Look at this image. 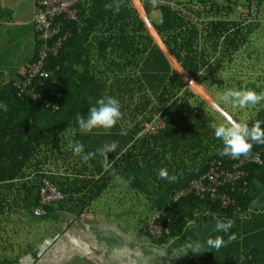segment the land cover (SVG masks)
<instances>
[{
	"label": "trees",
	"instance_id": "trees-1",
	"mask_svg": "<svg viewBox=\"0 0 264 264\" xmlns=\"http://www.w3.org/2000/svg\"><path fill=\"white\" fill-rule=\"evenodd\" d=\"M173 2L157 0L153 5L145 0L143 5L189 85L198 92L202 87L212 88L213 76L226 70L222 68L225 62L233 63L240 46L263 24L264 0H257L255 11L254 0L244 4L186 0L190 18L183 10H172ZM105 4L113 7L106 9ZM237 7L245 12L237 14ZM74 9L79 13L77 20L65 14L58 17L71 37L51 60L60 90L49 93L47 99L53 105H47L48 100L19 98L13 82L0 81V215H29L41 209L46 213L41 218L33 213L36 219L56 221L61 210L68 209L80 216L114 178L121 177L162 214L160 220L171 233L160 243H168L172 236L183 242L188 223L195 218L190 211L213 203L194 194L177 201L175 197L191 180L206 174L214 160H225L218 155L223 144L214 135V112L200 113L190 102L196 96L160 50L132 0H77ZM154 11L160 12L159 18L152 17ZM108 96L119 100L122 117L111 129L81 133L76 115L86 116L98 99ZM257 120L264 122V112L248 125ZM76 141L84 144L85 153L118 142L116 151L108 154L114 163L106 170L100 156L83 161L73 154ZM253 146L264 148V144ZM263 165L247 167L252 172L250 182ZM62 168L71 175L58 174ZM161 168L177 179H159ZM46 180L64 192L63 202L43 204L41 188ZM232 195L234 205L224 210L230 218L248 216L242 223L244 237L210 255L193 258L190 264H264V211L251 212L249 190Z\"/></svg>",
	"mask_w": 264,
	"mask_h": 264
},
{
	"label": "crops",
	"instance_id": "crops-1",
	"mask_svg": "<svg viewBox=\"0 0 264 264\" xmlns=\"http://www.w3.org/2000/svg\"><path fill=\"white\" fill-rule=\"evenodd\" d=\"M38 1L39 0H0V61L1 59L3 60L2 53L7 52L12 47L16 48L19 55H22L13 57L22 59L20 65L14 66L16 68L13 72H10L9 68H2L0 66V81L6 82V84L15 82L18 78L20 79L21 75L26 72L28 67L33 64L38 57V51L41 47L35 26ZM262 25L258 28L259 31L256 33L262 32L261 37L253 39V37L250 36L249 42L247 40L248 43L246 42L245 45L247 48L257 45L255 44L256 42L259 43L262 50H264V29H262L264 26L262 27ZM241 50H239L237 54H239ZM255 50L259 51L260 48L254 47L251 51ZM256 51L255 54L259 55ZM251 57L252 55L248 54L246 60L239 61L242 66H247V68L252 69L249 71L247 77L249 79L253 77L254 69V73H256L255 77L264 78V73L260 71V68L256 69L251 65L252 62H249ZM234 58L235 56L232 57L233 64L231 65V71H233L235 75L234 67L238 60L233 61ZM261 65L264 67V59L261 60ZM221 73L213 76L210 82L219 79ZM9 75H13V77L10 79ZM228 79L234 81L238 90L253 89L257 93L264 91V83H259L257 81L258 83H255L256 86L247 82L246 79L241 80L225 77L222 78V80L219 79L220 86L223 85L222 82H224V92L229 88V84L225 83L228 82ZM247 83L249 84L247 85ZM187 87L190 89L189 86ZM206 88L207 87H202L203 90H206ZM210 89L212 90V88L209 87L208 90L211 91ZM222 97L223 94L219 95V98L214 100L211 96L216 106L220 107L228 117L239 122L250 123L264 112V101L254 106L249 105L245 108H240L233 106L230 102H224ZM208 105L210 106L211 103ZM216 113L217 114L214 115L219 117L222 116V122L225 123L227 120L225 115L221 114L219 111H216ZM219 117L217 119L221 121ZM214 119L215 122L219 124L217 119ZM58 174L62 176L71 175L70 172L66 173L63 168L59 169ZM118 178L120 179L121 177ZM126 183L128 182L125 178L120 180L122 192L119 194H117V190L114 187L107 188L80 216L74 215L68 209L61 210V218L43 226L45 228L44 230L39 229L36 225H30V222H28V220L25 221V218L23 220V217H28V215L13 213L1 214L0 261L8 260L9 262H16V264H133V262L136 264H179L178 260L180 256H187V252H191L193 255L198 254V256L202 257L203 255L207 256L216 251V249H206L199 253H193L190 248L195 245L194 239H198V242L203 244L207 237L212 236L214 238L216 235H221L224 236L226 241L225 245H227L231 243H227L228 235L231 233L236 234V239L232 242L244 237L242 223L248 216L240 215L235 219L230 218L224 208L222 209L216 205L207 203L201 207V210L193 209L190 211V215L195 218L191 219L190 222H193L191 226H187V237L183 242L176 238L172 242L167 243L171 244L173 251L171 254H166L164 253L166 252L164 248L157 247V245L143 233V225L145 222H142L141 226L138 225L140 213L139 210L134 212V210L130 209V203L132 202L130 199L132 195L134 198H137V195L139 197L143 196L139 191L134 190L132 186H126ZM77 186L79 187V185ZM133 191L136 192V194H134ZM106 192L108 193L107 197H103L102 195ZM249 192L250 197L253 199L251 212L264 211V165L262 169L256 172V177L251 182ZM97 204L100 208L96 206ZM209 206L217 207L220 212H208L207 207ZM129 212H132L131 216L127 215ZM206 212L209 214L206 215ZM212 214L222 219H232L235 222L228 234L214 231L215 220ZM31 215L34 216L33 212ZM5 217L12 219L13 222L6 220ZM14 218L26 224L28 231H25V236L21 235L20 227L16 226L17 220H14ZM63 218H65L64 220H66V223L62 222ZM87 233L91 234L92 239H90V236H87ZM33 235L34 237H32ZM39 237H43L42 241H37ZM12 242L16 246L26 244L29 249L24 252L21 251L20 246H18L19 254L15 256V252L13 251L18 252V248H14ZM133 245L137 246L133 248ZM33 249H35L34 253ZM24 254L25 256H23Z\"/></svg>",
	"mask_w": 264,
	"mask_h": 264
},
{
	"label": "built area",
	"instance_id": "built-area-1",
	"mask_svg": "<svg viewBox=\"0 0 264 264\" xmlns=\"http://www.w3.org/2000/svg\"><path fill=\"white\" fill-rule=\"evenodd\" d=\"M77 0H39L35 26L38 34V39L42 46L38 51L36 61L31 64L26 72L17 79L14 88L17 89L19 98L48 100L49 93L59 92L57 85L55 70L51 68V60L59 56L63 46L69 41L71 34L64 27V24L58 18L61 15H67L69 20L75 21L78 19V10L74 9ZM172 10H184L186 7L184 1L177 0L173 2ZM255 11L256 4L253 5ZM245 12L244 9L237 7L236 13L241 15ZM257 13H254L256 15ZM257 16V15H256ZM39 89H43L40 91ZM47 105L52 104L49 100ZM57 109L58 106L54 105ZM148 127L146 131L148 132ZM264 148H255L248 157L241 156L240 158H231L225 156V160H214L210 163V168L202 176L190 181L189 186L178 192L175 200L189 194H194L198 199L217 203L222 208H228L234 205L235 199L232 193L237 190L247 192L250 189L251 182L247 167L252 164H264L263 158ZM232 165V168L228 166ZM41 196L43 204H53L64 201L66 195L54 183L46 180V185L41 188ZM46 212L38 209L35 211V216L42 217ZM162 214L157 213L156 219L151 222L154 231L149 232L156 238L170 235V229L160 220Z\"/></svg>",
	"mask_w": 264,
	"mask_h": 264
},
{
	"label": "clouds",
	"instance_id": "clouds-1",
	"mask_svg": "<svg viewBox=\"0 0 264 264\" xmlns=\"http://www.w3.org/2000/svg\"><path fill=\"white\" fill-rule=\"evenodd\" d=\"M151 3L155 5L157 0H151ZM256 6L259 4L257 0L252 3ZM106 9H111L112 4H105ZM210 20V19H209ZM223 101L232 103L233 106L245 108L249 105H256L261 101H264V91L257 93L253 89H228L224 92ZM122 117L120 102L115 97H103L96 101V104L88 109L87 115H76V122L81 133L87 134L96 128H103L105 130L111 129ZM259 120L252 123L251 126L245 122H239L232 118H227L225 123H219L214 125V135L223 144L222 149H218V155L229 156L231 158H240L241 156L248 157L252 151L254 144H264V128L261 127ZM118 147V142H111L97 148L95 151H88L85 153V146L80 141H76L72 145L73 154L80 156L83 161L88 162L97 156L102 157L101 164L104 169H108L114 163V160H110L109 153H114ZM158 178L174 182L177 177L175 175L170 176L167 168H161L158 170ZM134 179L130 177L129 180ZM206 215L209 213H205ZM215 220L214 231L217 233L228 234L230 229L234 226L232 219H222L221 217L212 214ZM189 223V227L191 226ZM236 239V234L231 233L228 235L227 243ZM226 241L224 236L216 235L207 237L203 244L197 242L190 248L193 253H199L208 249L219 250L225 246Z\"/></svg>",
	"mask_w": 264,
	"mask_h": 264
},
{
	"label": "rangeland",
	"instance_id": "rangeland-1",
	"mask_svg": "<svg viewBox=\"0 0 264 264\" xmlns=\"http://www.w3.org/2000/svg\"><path fill=\"white\" fill-rule=\"evenodd\" d=\"M133 1V4L134 6L137 8L139 14H140V17L141 19L143 20V22L145 23L146 25V16L148 17L147 13H146V10H145V7H144V3H145V0H132ZM177 1V0H176ZM246 2V0H239V3L240 4H244ZM160 5V3H158ZM171 4H176V3H171ZM188 3L186 2V0H184V5H187ZM161 5H168L167 3H164V2H161ZM160 5V6H161ZM183 5V6H184ZM189 5V4H188ZM183 15H186L187 17H191V15L187 12V7L183 10ZM260 15L262 16V18L264 17V6L261 7V11H260ZM152 17L154 19H157L160 17V12L159 11H154V13L152 14ZM209 20V19H208ZM211 20V19H210ZM264 22V21H263ZM153 26V25H152ZM264 26V24L262 25V27ZM147 29H149L148 25H146ZM264 29V28H262ZM261 30V29H260ZM149 31V30H148ZM259 31V29H257V31L255 33H253L251 36L254 38H260L261 37V34L262 32H259L258 34H256L257 32ZM247 42V41H246ZM246 42L244 44H242L240 46V50L241 52L239 54H234L235 58L233 59L234 60H238L236 63H235V75H234V72L231 71L232 70V64H229V62H225V64L223 65L222 68L226 69L225 72H222L220 75H219V79L222 80V78H225V77H229V78H233V79H241V80H247V82H249L250 84H254L256 85L255 83H264V78H257L255 77L256 73H254V69H253V77H251V79H249L247 77V75L249 74V71L252 70L250 68H247V66H242V64L239 63V61L241 60H246L247 57H248V54L252 55L251 57V60L249 62H252V66H254L256 69L260 68V71H262L264 73V67L261 65V60L264 59V50H262L261 46L259 45V43H256L257 45L255 46H251L250 48H247L246 45ZM248 42H249V39H248ZM247 42V43H248ZM166 47V45H165ZM254 47H258L260 48L259 51H256L257 53H259V55H256L255 54V51H251L252 48ZM167 48V47H166ZM245 48H246V51H245ZM249 50V51H247ZM16 55H19V52L16 50V48L12 47L10 48V50H8L7 52H3L2 53V56H3V60L1 59L0 61V66L2 68H9L10 72H13L15 70L16 65H20L21 62H22V59L21 58H13L14 56ZM19 56H22V55H19ZM172 66V68L177 71V68H176V65H175V62L174 59H170L169 60ZM23 62H26V61H23ZM247 62V61H246ZM27 63V62H26ZM177 63V62H176ZM179 68H181L179 65H178ZM263 67V68H262ZM7 72V71H6ZM177 73L179 74V72L177 71ZM180 75V74H179ZM252 75V74H251ZM13 77V75H9V78L11 79ZM219 79H217L216 81H213L212 83L209 82V85L212 87V90L209 91L208 88H206V90H203V91H200L198 92L197 90L194 89V87L192 88L190 85H188L190 87V90L194 93V95L196 96V99H192L190 102H193V105H195L198 109V111L200 113H208V109H211L212 112H214V114H217L216 111L220 112L221 114L223 113L225 115L226 118H229L225 113L224 111L216 106V108H218L219 110H215L213 107H210L208 104L210 103H214L212 101V98L211 96L213 97L214 100L218 99L219 98V95L221 94H224V82L223 85L220 86V81ZM258 81V82H257ZM253 82V83H251ZM225 83H228L229 84V88L228 89H236L238 90L237 86L235 85L234 81L233 80H230L228 79V82H225ZM247 83V85L249 84ZM199 85V84H198ZM257 86V85H256ZM227 91V90H226ZM211 100H210V99ZM219 116H215V118L217 119ZM220 119L222 118L219 117ZM217 121L219 123H223L222 122V119L221 121H219L217 119ZM151 130H154L153 128V125H149ZM147 132V131H146ZM100 177H96L95 179L98 180ZM120 180H123V179H119L118 177L114 178L109 184H108V187L107 188H111V187H114L116 190H117V194H119L121 191V185H120ZM126 186H131V184L128 182L125 184ZM91 186H93V184L91 183ZM106 188V189H107ZM105 189V190H106ZM103 190V191H105ZM134 194H136V192L133 191ZM107 192L105 194H103L102 196L103 197H107ZM143 196V195H142ZM108 199V198H107ZM147 198L145 196L143 197H139L137 195V198L132 195L131 196V199L132 202L130 203V209L131 210H134V212H136L137 210H139V213H140V217H139V221H138V225L141 226L142 225V222H145V224L143 225V233L152 241L154 242L157 247H160V248H164L166 252L164 253H169L171 254L172 251H173V247L171 246V244H167V243H160V241L162 240V237L159 238L158 235H156L158 238L154 237L150 232H153L154 231V228L152 227L151 225V222H153L155 219H156V210L152 209L151 208V205H149V201L148 199L146 200ZM63 202V201H61ZM98 208L99 205L97 204L96 205ZM253 209L255 210V208L253 207ZM27 210H25L26 212ZM207 211L208 212H215V211H219V209L215 206H209L207 207ZM35 214V211L33 212ZM155 213V214H154ZM158 213L160 214V212L158 211ZM128 216H131L132 215V212H129L127 214ZM25 218V221L28 220V222H30L29 224L31 225H36L39 229L41 230H44L45 228L43 226L45 225H48L49 223H51L52 221L54 222V220H51V219H48L46 220L45 218L43 219H36L34 216H32L31 214L25 217H23V220ZM65 218H63V223L65 222L66 223V220H64ZM14 220H17L16 218H14ZM17 227H20V233L21 235L25 236L26 235V232L28 231L27 230V227H26V224L22 223V222H19L18 224H16ZM26 231V232H25ZM87 236H90L91 237V234L90 233H87ZM34 237V235L32 236ZM42 238L43 237H39L37 239V241H42ZM176 237L175 236H172L170 237V239L168 240V243L169 242H172ZM189 238V237H188ZM92 239V237L90 238ZM194 244H196L198 242V239H194ZM36 242V241H35ZM8 243V242H7ZM13 243V242H12ZM13 246L14 248H18V246H20V249L21 251H28L29 248H27L28 245L26 244H23V245H14L13 243ZM137 246V245H133V248ZM15 252V256H17L19 254V248H18V252L17 251H13ZM25 256V254L23 255ZM188 257V258H187ZM193 258H200V256H198V254H192L191 252H187V256H184V255H181L179 260H178V263L179 264H190V262L193 260ZM133 264H136L135 262H133ZM139 264V263H137Z\"/></svg>",
	"mask_w": 264,
	"mask_h": 264
},
{
	"label": "water",
	"instance_id": "water-1",
	"mask_svg": "<svg viewBox=\"0 0 264 264\" xmlns=\"http://www.w3.org/2000/svg\"><path fill=\"white\" fill-rule=\"evenodd\" d=\"M146 25H148L149 27V32L151 34V36L154 38L155 42L158 44L160 50L165 54V56L167 57L168 60L172 59V56L169 54V52L167 51V48L165 47L164 43L162 42L161 39H158L160 38L159 35L157 34L155 28L152 26L150 20L148 19V17L146 16ZM158 36V38H157ZM175 61V60H174ZM172 64V63H171ZM173 65V64H172ZM175 65H176V68H177V71L179 72L180 76L185 80V82L187 83V85H189V83L187 82V79H188V76L186 75V73L181 69V68H178V64L175 62ZM211 107H213L215 110H219L218 108H216V105L214 103H211L210 105ZM223 114V113H222ZM224 115V114H223Z\"/></svg>",
	"mask_w": 264,
	"mask_h": 264
},
{
	"label": "bare ground",
	"instance_id": "bare-ground-1",
	"mask_svg": "<svg viewBox=\"0 0 264 264\" xmlns=\"http://www.w3.org/2000/svg\"><path fill=\"white\" fill-rule=\"evenodd\" d=\"M164 237V236H163Z\"/></svg>",
	"mask_w": 264,
	"mask_h": 264
}]
</instances>
